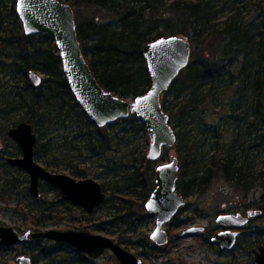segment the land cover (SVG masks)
I'll use <instances>...</instances> for the list:
<instances>
[{
  "label": "trees",
  "instance_id": "obj_1",
  "mask_svg": "<svg viewBox=\"0 0 264 264\" xmlns=\"http://www.w3.org/2000/svg\"><path fill=\"white\" fill-rule=\"evenodd\" d=\"M65 2L74 8L82 51L94 75L106 90L125 99L145 94L152 85L143 55L148 43L160 37L181 36L192 44L189 65L162 97V106L176 131V147L181 150L183 170L179 173L178 190L184 197L202 191L217 176H224L247 192L255 180L261 179L264 185V168L257 174L247 161L252 150L264 147V17L261 23L256 19L247 24L235 12L217 26L212 21L220 10L206 0ZM261 3L257 5L264 13ZM16 6L17 0H0V65L13 78L23 77L25 86L24 91L15 93L13 89L6 94L0 114L26 109L34 126L38 116L41 118L51 108L57 115L77 114L81 106L65 78L54 39L43 33L25 34ZM32 70L47 77L40 87L29 81ZM213 109H220L215 116L229 122L232 143L224 138L230 127L209 126L207 119ZM40 110H44L42 115ZM119 122L145 129L134 115ZM97 130L102 132L103 128ZM220 138L224 141L221 152ZM210 140L213 142H207ZM104 141L101 147L109 139ZM206 145H210V150L207 159H203L198 153ZM142 161L152 163L145 156L135 158L133 170L129 168L128 173L114 181L112 193L119 194L118 200L131 203L132 197L138 196L145 202L150 197L153 177L137 166ZM203 161L206 164L201 168ZM198 166L201 175L192 172ZM126 196L129 198L124 200ZM141 209L144 213V203ZM126 212L128 217H135Z\"/></svg>",
  "mask_w": 264,
  "mask_h": 264
},
{
  "label": "rangeland",
  "instance_id": "obj_2",
  "mask_svg": "<svg viewBox=\"0 0 264 264\" xmlns=\"http://www.w3.org/2000/svg\"><path fill=\"white\" fill-rule=\"evenodd\" d=\"M171 1L173 0H168L169 3ZM206 1H211L216 9L220 10L217 19L212 21L217 26L235 12L247 24L256 19L258 23H261L264 17L262 9L257 5L261 2L264 4V0ZM96 13L98 14L97 11ZM7 71V68L3 69L0 65V111L6 94L13 89L15 93L24 91L25 86L23 77L13 78ZM39 73L42 74L43 80L47 78L41 71ZM46 87L47 85L44 88ZM219 110L211 111L207 119L209 126L223 124L225 128L230 127L229 122H222L220 117L215 116L216 113L221 112ZM43 112L44 110H40V115ZM76 112L77 114L73 112L67 117L64 116V112L57 115L58 112L51 108L41 118L38 116L37 126L29 121L32 115L26 109H16L9 114H0V141L4 145L3 150L0 151V227H12L19 232L75 230L104 235L132 254L141 257L144 264H258L256 252L260 245H264V199L261 197L264 185H261V179L255 180L254 185L247 192L224 176L214 177L205 189L185 197V206L172 221L164 226L169 234L168 244L157 247L150 238L156 228V217L149 214L146 208L144 213L141 209V204L145 205L149 198L142 202L138 196H133L131 203H125L117 199L119 194L112 193V188L116 186L114 181L119 179V175L128 173L129 168L132 169L135 158L141 159L145 156L149 160L148 152L152 138L146 126L145 129H141V127H130L117 121L103 127L102 132H99L97 130L99 127L89 119L82 108ZM200 119L204 118L200 117ZM23 120L33 125L37 135L36 162L48 171L66 174L76 180L95 179L108 194L102 206L88 214L82 208L64 199L57 187L47 183L41 185L40 198H34L31 194L27 196V185L30 181L28 173L25 170L11 168L7 161V157L13 155L10 154L11 152H20L17 143L8 136L7 132ZM228 130L229 135L225 134L224 138L227 143H232L233 138L230 133L233 130L231 127ZM105 138H108L109 142L101 147V144L106 142ZM248 139L247 147H250L252 143L250 136ZM205 142L206 140L202 144ZM207 142L212 143L213 140ZM219 142L218 148L221 152L224 141L220 138ZM39 144L43 146L39 147ZM209 146H201L198 153L201 155H199L200 158L207 159ZM198 154L195 155L198 156ZM180 156L181 150L175 145L164 150L159 162L154 163L149 160L152 163L142 161L137 164L142 167V171L152 174L154 187L151 193L156 187L157 165L178 157L181 171L183 167ZM248 160L252 170L260 174L264 168V147L259 151L252 150ZM205 164L206 161H203L200 164L201 168ZM199 166L192 172L199 173ZM124 198L127 200L129 197ZM127 210L134 213L135 217H128ZM247 211H261V214L254 217L242 229L245 233L234 248L221 249L217 243L211 242L212 235L223 230V225L216 221L219 213L225 215L240 212L246 215ZM190 228L200 230L192 234H184ZM82 254L75 247L63 242L31 239L1 248L0 264H19L17 261L19 256L31 257L36 261L35 264H121L111 251H106L103 257L92 263L85 262Z\"/></svg>",
  "mask_w": 264,
  "mask_h": 264
},
{
  "label": "water",
  "instance_id": "obj_3",
  "mask_svg": "<svg viewBox=\"0 0 264 264\" xmlns=\"http://www.w3.org/2000/svg\"><path fill=\"white\" fill-rule=\"evenodd\" d=\"M16 11L25 34L43 33L54 39L70 89L78 104L94 124L103 128L125 120L130 115L136 116L141 123L145 124L152 138L148 158L154 163L162 159L165 149L176 145V131L169 114L162 106V97L190 63L192 44L187 38L160 37L144 47L143 55L152 85L145 94L129 100L106 90L94 75L82 51L74 8L70 4L62 0H17ZM28 78L34 87H40L43 83L42 74L39 71H30ZM7 133L22 151L21 157L10 158L8 162L28 173L29 189L34 198L42 196L40 186L42 183H47L57 187L64 199L82 208L88 214L93 213L105 203L108 194L95 179L76 180L66 174L48 171L36 162L37 135L32 124L21 121ZM179 173L178 157L157 165L156 187L145 203L147 212L154 215L157 220L156 228L150 238L159 247L169 242V235L164 226L172 221L186 204V198L178 190ZM261 197L264 199V190ZM250 212L248 216L241 213L221 215L217 218V222L226 227H242L252 216L261 214V211H255L253 215ZM198 230L200 229L190 228L184 234H192ZM237 236L238 233L223 231L215 234L212 242L217 243L221 249H232ZM29 237L63 242L93 258L101 257L106 251H111L121 264H144L141 257L132 254L104 235L75 230L45 232L29 230L22 234L12 227H0V247L21 243ZM17 261L19 264H31V259L27 256H19ZM256 261L258 264H264V246L260 247Z\"/></svg>",
  "mask_w": 264,
  "mask_h": 264
},
{
  "label": "flooded vegetation",
  "instance_id": "obj_4",
  "mask_svg": "<svg viewBox=\"0 0 264 264\" xmlns=\"http://www.w3.org/2000/svg\"><path fill=\"white\" fill-rule=\"evenodd\" d=\"M8 134V133H7ZM37 144V143H36ZM3 148H4V145H3V143L0 141V151L1 150H3ZM35 151H36V146H35ZM12 156H8L7 157V161H8V159H10V158H12V159H15V158H19V157H21L22 156V151L20 150V152L19 153H10ZM9 163V162H8ZM9 165L11 166V168H13V169H16V170H22V171H24V169H22V168H19V167H16V166H13V165H11L10 163H9ZM29 184L27 185V196H28V194H31L30 193V189H29V185H30V181L28 182ZM43 184V183H42ZM41 184V185H42ZM40 189H41V186H40ZM237 213H240V212H237ZM248 213H249V211H247L246 212V215H244V213H241L242 215H244V216H248ZM251 213V215H253V214H255V211H251L250 212ZM223 213H219V216H221ZM229 214H231V213H229ZM224 215V214H223ZM218 216V217H219ZM254 217H256V216H252L250 219H249V221H248V223L246 224V225H244V226H242V227H226V226H223V230H221V231H219V232H215V234H217V233H221V232H223V231H232V232H235V233H238V236L236 237V243H235V245H234V247L237 245V243H238V240L242 237V235L245 233V232H243V228H245L251 221H252V219L254 218ZM217 221V220H216ZM218 223V222H217ZM220 224V223H219ZM27 232V231H26ZM26 232H20V233H22V234H24V233H26ZM215 234H213L212 235V237H211V242H212V238H213V236L215 235ZM169 235V234H168ZM31 239H34V238H32V237H29V239L28 240H26V241H23V242H27V241H30ZM22 243V242H21ZM212 243H214V242H212ZM166 246V245H165ZM261 246H264V245H260L259 247H258V250H257V252H256V256H257V253H258V251H259V249H260V247ZM157 247H159V246H157ZM162 247H164V246H162ZM233 247V248H234ZM1 248H4V247H0V249ZM221 248V247H220ZM79 251V250H78ZM81 252V251H80ZM81 253H83V252H81ZM106 253V252H105ZM104 253V254H105ZM104 254L101 256V257H103L104 256ZM82 256H83V258H84V261L85 262H88V263H92V262H94V261H97L98 259H100L101 257H98V258H93V257H91V256H89L88 254H86V253H83L82 254ZM30 259H31V264H35L36 263V261L35 260H33L31 257H29Z\"/></svg>",
  "mask_w": 264,
  "mask_h": 264
}]
</instances>
